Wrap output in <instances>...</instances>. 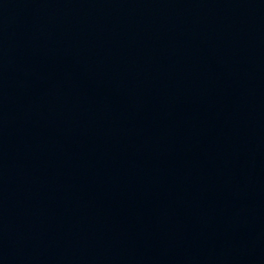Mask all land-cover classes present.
Returning <instances> with one entry per match:
<instances>
[{
    "label": "water",
    "instance_id": "water-1",
    "mask_svg": "<svg viewBox=\"0 0 264 264\" xmlns=\"http://www.w3.org/2000/svg\"><path fill=\"white\" fill-rule=\"evenodd\" d=\"M0 264H264V0H0Z\"/></svg>",
    "mask_w": 264,
    "mask_h": 264
}]
</instances>
